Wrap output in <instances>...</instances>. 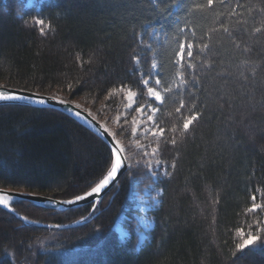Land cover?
Instances as JSON below:
<instances>
[{"label":"trees","instance_id":"1","mask_svg":"<svg viewBox=\"0 0 264 264\" xmlns=\"http://www.w3.org/2000/svg\"><path fill=\"white\" fill-rule=\"evenodd\" d=\"M26 1L0 0V85L58 94L105 122L110 117L104 115L125 113L123 90L129 88L136 100L123 122L129 124L136 108L150 103L156 130L165 131L162 137L146 134L136 157L124 149L131 167L96 209L92 202L65 210L27 201L13 202L14 212L0 206V264H264V244L242 255L236 249L242 242L237 229H254L264 219V210L246 212L253 194L256 203L264 204V0H215L210 9L177 13L179 19L169 21L152 10L150 0ZM236 4L241 7L230 15ZM39 19L45 28L51 24L45 35L35 23ZM149 20L159 35L147 34L153 31ZM193 31L196 38L211 35V50L198 57L205 65L197 69L201 87H177L174 53ZM208 64L214 66L208 69ZM157 75L163 103L149 99L141 84ZM189 92L196 93L191 100ZM181 99L184 116L195 104L202 117L183 137L176 133L173 146L165 141L172 138L173 126L182 124L176 113ZM109 148L64 112L0 104V188L72 198L105 174ZM153 149L158 151L153 154ZM133 158L143 166H132ZM157 160L163 164L153 178L146 165ZM137 174V187L150 185L149 195L163 190L149 210L152 227L141 246L128 199ZM121 214L128 233L124 239L113 229ZM22 216L38 223L24 222ZM77 220L66 228L47 225ZM259 235L264 237V231Z\"/></svg>","mask_w":264,"mask_h":264},{"label":"snow or ice","instance_id":"2","mask_svg":"<svg viewBox=\"0 0 264 264\" xmlns=\"http://www.w3.org/2000/svg\"><path fill=\"white\" fill-rule=\"evenodd\" d=\"M151 4L153 5V11L157 13V15L164 19L165 21L171 20L174 16H176L177 13L183 12L185 15L194 11V10H204L205 8H212L213 4L215 3V0H206V4L202 3H189L188 0H150ZM221 3H223V0H220ZM241 7V5L236 4L233 7L232 13L230 15L235 14V8ZM261 11H264V9H261ZM176 19L178 20L179 17L176 16ZM36 24H38L39 31L41 35H45L47 31H51V24L47 25V28H45V21L43 19H39L35 21ZM149 28H153V31L151 33H147V29L145 28L142 33H140V36L142 37L143 34L147 33L150 36H157L159 35V32L157 29L153 26L154 22L149 20L147 22ZM164 25L162 24L160 27V30H163ZM216 31V30H214ZM222 31L225 33H229L228 27H223ZM256 32H260V28L255 29ZM180 34H185V28L179 29ZM134 39L137 38V34L134 31ZM205 40L209 42H204ZM195 41V43H194ZM211 35L206 34L203 37L196 38L195 32L193 31L191 33V38L182 39L178 42V50L175 51L174 56L175 59L173 60L174 65L176 66V78L178 81L177 87L182 88H192V89H198L201 87L200 85V77L197 74L198 68H204V61L201 59H198V57L206 56L207 52L211 50ZM140 43H143L142 39L139 41ZM239 47V44L236 45ZM146 49L151 50V45H147ZM154 51V50H153ZM244 51H247V49H244ZM139 56H133L132 60L136 63H139ZM245 64L247 62L245 61ZM214 65L208 64L206 67L208 69H211ZM152 69L155 70L157 68V63L155 59L152 61L151 65ZM253 70V75H254ZM243 75V73L241 74ZM224 78H228V74H223ZM150 83H154V87H149L148 85ZM141 84L143 87L147 89V93L150 97L154 98L155 101H159L160 103H163V96L161 95V91H158L157 89L161 85V79L157 75L154 80L151 78H146L141 80ZM69 88H71V85H69ZM172 89L169 88H163V92L168 93ZM130 95H135L133 93H130ZM196 96L195 92H189L188 99H193ZM57 98L55 96L52 97H40L36 93H32L31 95H24L16 91L11 90H0V102L2 101H20V100H31L33 103H47L49 100H56ZM61 104L66 103L64 100L58 101ZM186 108V103L184 99L180 100V107L176 109V113L178 116L182 117V124L177 123L173 126V128L170 130L173 133V136L170 140H166V143H170L171 145L177 144V139L175 138V134L179 133L181 137L184 136L185 133H187L190 130V127L194 125L195 122H198L199 119L202 117V112L196 110V105L193 104L190 108H187L186 110L190 113L189 115L184 116L182 114V109ZM73 106L69 105V110H72ZM156 109H153V112H155ZM75 114L77 116L80 115L79 111H76ZM151 120L152 118L149 117ZM98 126V125H97ZM164 129H159V134L162 137L164 133ZM107 134V130H105ZM114 137V134H113ZM110 143L111 146L109 148V157L107 161V170L105 174L100 178L98 181H94V186L90 188V191H83L82 194H75L73 193V197L71 199L62 200L58 203L67 204V205H73L80 201H85L87 198L92 197V207L93 209L97 208V203L99 199V194L104 192L109 188L110 185L115 184L117 178L120 175H123L125 171H127L131 166L127 163L126 158L123 156L124 149L119 146V142L114 140V138L110 137ZM142 147V146H141ZM158 151V149H153V154H155ZM163 164L162 161L157 160L155 161V166H160ZM150 169L153 168V164L151 161L148 162L146 165ZM171 167L175 169L176 165L175 162L172 163ZM153 176H156L157 173L153 170L151 173ZM164 175L168 176L171 175L169 172L165 170ZM66 191V190H65ZM162 189L160 192L157 193L159 196L162 193ZM47 199V198H46ZM10 200L14 201L15 197L10 196L7 193L0 194V206H3L5 208H8L9 211H14L10 207ZM252 203L249 208L246 209V212L248 213H255L258 209L264 210V204L262 203H256V195L253 194L251 197ZM24 222L28 223H37L38 221H29L28 217H22L21 218ZM81 219H84L83 217ZM258 223V222H257ZM237 231L240 232L243 238L242 243H239L236 245L237 252H239L241 255L243 254L245 249L255 247L258 244H264V237L258 234H253L251 231H249L247 234L244 233L243 229H237ZM264 231V230H261ZM142 242V241H141Z\"/></svg>","mask_w":264,"mask_h":264},{"label":"rangeland","instance_id":"3","mask_svg":"<svg viewBox=\"0 0 264 264\" xmlns=\"http://www.w3.org/2000/svg\"><path fill=\"white\" fill-rule=\"evenodd\" d=\"M33 2V0H27L26 4L30 5ZM149 87H154V86H149ZM158 90V89H157ZM159 91V90H158ZM124 97H125V106H124V111L127 114V112L132 109L135 105V97L136 94L134 91L131 89L127 88L123 90ZM130 93H133L135 95H130ZM58 96V94H55ZM147 96L149 99L153 100L155 103H160L159 101H155L154 98L150 97L147 93ZM84 108L81 104L78 102H73ZM90 112L88 108H84ZM154 106L153 104H144L140 107L136 108V111L134 112L133 115H130L129 117L131 118V121L128 123L123 122L124 121V116L125 113H121L119 115H104V119H107V117H110L107 122L105 121H100L102 122L107 129L114 134V138L116 141L119 142V146L123 149L127 148L130 151L131 156L136 157L135 150H141L144 147V142L143 140L145 139L146 134H159V130H156V127L154 126L153 122V115L155 112H153ZM91 114V113H90ZM149 117L152 119L150 120ZM116 134V135H115ZM142 146V147H141ZM124 154V153H123ZM125 156V154H124ZM126 158V157H125ZM133 161L135 163L132 164V166H138L140 164V161L136 160L133 158ZM128 163V162H127ZM143 166V164H140ZM145 166V165H144ZM158 166H155V163L153 164V168L148 167V173L151 175V177H156L153 176L151 173L152 171L156 170ZM152 178V179H153ZM132 182L134 183V189H132L129 193L128 199L130 200L131 203H129V206L131 209H133V216L136 220V230H137V245L141 246L147 239L148 236V231L152 227V220L149 216V210L153 209L155 205L158 204L159 199L157 193L160 192V190L155 189L153 195L150 194V185L147 187L142 186V187H137V181L139 180V175H135L132 178ZM11 189V188H10ZM16 190H21V189H16ZM25 191V190H21ZM28 192V191H27ZM15 202V201H14ZM13 202L10 201V207H12ZM3 207V206H1ZM5 208V207H3ZM9 210L8 208H5ZM15 211V210H14ZM12 211V212H14ZM25 217V216H22ZM21 217V218H22ZM123 215L121 214L115 223L113 224V229L117 233L118 237L120 239H124L127 236V230L123 226ZM29 221H35L30 218H28ZM80 222V220H77ZM261 221V223H260ZM260 221H257L254 223L256 228L254 229H249V230H244V233L247 234L249 231H251L253 234H258L260 230H262V224H264V219H261ZM76 222V221H75ZM38 223V222H37ZM241 235V234H240ZM242 237V236H241ZM245 237H242V240ZM142 241V242H141ZM242 243V242H241ZM39 244L38 246H40Z\"/></svg>","mask_w":264,"mask_h":264},{"label":"water","instance_id":"4","mask_svg":"<svg viewBox=\"0 0 264 264\" xmlns=\"http://www.w3.org/2000/svg\"><path fill=\"white\" fill-rule=\"evenodd\" d=\"M0 90L16 91V92H19V93L24 94V95H31L32 93H36L40 97H45V98L55 96L57 98L56 100H49L47 103H33V102H31V100H20V101H2V102H0V104H23V105H31V106H36V107H47V108H53V109L59 110L61 112H64V113L70 115L74 119H76L82 125H84L88 129H90L95 134H97L101 139H103L108 144L109 147L111 146L110 137L114 138L112 133L107 129V127L102 122L97 120L95 118V116L91 115L88 110L82 108L78 104L73 103L71 101H67V100H65L59 96H56V95L39 93L36 91L26 90V89H22V88L0 85ZM60 100H64V101H66V103L61 104L58 102ZM69 105L73 106L72 110H69ZM76 111L80 112L79 116H77L75 114ZM105 130H107V134H106ZM114 140H116V139L114 138ZM123 156H124V154H123ZM119 177L117 178L116 182L118 181ZM113 185H110L107 190H105L104 192L99 194V199L109 189H111V187ZM87 191H90V189ZM3 193H7L10 196H14L15 197L14 201H27V202L39 205V206L44 207V208L55 209V210H65L68 208H74V207H78V206H81L83 204L92 202V197H89L85 201H80V202H77L73 205H67V204L58 203L59 201L67 200V199L55 198V197H51V196H46V195H42V194H36V193L21 191V190H16V189H10V188H0V194H3ZM68 199H71V198H68ZM10 201L14 202L12 200H10ZM78 223H79V221L68 223V224H47V225L49 227L66 228V227L74 226Z\"/></svg>","mask_w":264,"mask_h":264}]
</instances>
